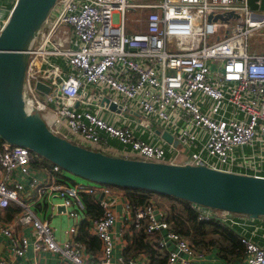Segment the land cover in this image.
<instances>
[{"label": "built area", "instance_id": "2783aa9c", "mask_svg": "<svg viewBox=\"0 0 264 264\" xmlns=\"http://www.w3.org/2000/svg\"><path fill=\"white\" fill-rule=\"evenodd\" d=\"M228 12L235 16L213 19ZM8 15L0 16V30ZM254 32L264 34V9L247 0H57L27 49L24 105L56 135L93 151L148 162L179 157L193 167L264 178V50L249 54ZM137 128L157 138L141 139ZM36 156L0 138V210L17 209L0 221V234L13 256L31 247L28 264H145L123 256L125 230L134 224L158 236L165 264L212 263L152 201L134 207L125 200L118 213L111 185L72 181L75 175ZM99 194L102 213L90 217L83 195ZM195 206L199 220L236 226L243 219ZM57 216L71 222L61 238L52 225ZM84 222L99 240L97 253L76 238ZM240 242L239 264H264V246L252 234L241 233ZM41 253L56 261H42ZM0 264L12 263L0 257Z\"/></svg>", "mask_w": 264, "mask_h": 264}, {"label": "water", "instance_id": "95a60500", "mask_svg": "<svg viewBox=\"0 0 264 264\" xmlns=\"http://www.w3.org/2000/svg\"><path fill=\"white\" fill-rule=\"evenodd\" d=\"M56 1L15 0L0 30V138L27 147L35 155L90 182L144 189L182 198L189 204L209 207L225 215L263 219V177L93 151L59 137L41 116L26 110L23 82L27 49ZM247 4L251 9H264V0H247ZM232 16L234 13L228 12L213 19L227 21ZM36 87L49 90L41 82ZM162 137L172 141L167 132Z\"/></svg>", "mask_w": 264, "mask_h": 264}, {"label": "trees", "instance_id": "16d2710c", "mask_svg": "<svg viewBox=\"0 0 264 264\" xmlns=\"http://www.w3.org/2000/svg\"><path fill=\"white\" fill-rule=\"evenodd\" d=\"M37 157V156H36ZM45 164L51 163L42 158ZM37 160H35V163ZM126 192L127 200L134 206H140L151 200L152 196H162L168 199L165 206V218L171 223L172 229L185 237L197 250L207 252L214 251L217 257L225 262H241L243 246L240 242V232L236 226H230L219 218L211 220L197 219L195 205L185 202L184 199L162 195L144 189H132L118 187ZM86 205V213L90 217L99 216L102 206L93 196L83 195ZM16 211V209L14 210ZM87 222L79 228L76 236L87 250L96 253L99 250V240L87 230ZM126 244L123 248V256L126 258L137 257L140 254L148 256V264H165L166 254L157 248L156 234H147L143 225L135 227L131 224L124 233Z\"/></svg>", "mask_w": 264, "mask_h": 264}, {"label": "crops", "instance_id": "0c3cea01", "mask_svg": "<svg viewBox=\"0 0 264 264\" xmlns=\"http://www.w3.org/2000/svg\"><path fill=\"white\" fill-rule=\"evenodd\" d=\"M15 0H0V16L5 17L9 14ZM136 135L149 142H153L154 139L152 138V135L149 133H146L143 129L137 128L136 130ZM109 143L114 146V147H121V145L117 142L115 139H110ZM108 155H113V156H118L115 153H107ZM180 159V158H179ZM178 163H183L181 160ZM2 176L1 170H0V177ZM120 190V191H119ZM113 188V196H116V204H115V211L120 213L121 212V207L122 204L126 198V192L125 190L119 188ZM123 190V192H121ZM97 201L101 199V195H96L93 196ZM167 199V198H166ZM16 209L15 206H10L6 209L0 210V221H9L14 218L15 213L17 211H14ZM241 222L239 225H236L238 231L240 233H250L253 236V239L256 243H258L261 246H264V218L263 219H248V218H243L240 219ZM52 225L55 229V232L58 237L61 238V236L64 235V230L65 228H68L71 225V222L64 216H57L53 219ZM121 227L120 222H116L115 224V229L116 231H119ZM15 230L23 235L26 236H31L29 228L26 227H15ZM123 243H117L116 248L114 250V256H118L121 250V247H123ZM99 252V250H98ZM97 253V252H96ZM207 256L211 259V264H239V261H234V262H225L224 260H221L217 257V255L214 253V251L207 252ZM33 256V252L31 247L28 248L27 252L25 253L24 256L21 257H16L13 256L12 253L10 252L9 248V243L8 239L0 234V257L6 258L9 260L12 264H28L29 261L31 260ZM56 256L55 255H48L47 253H41L40 254V259L42 261L46 260L47 262H55L56 261ZM139 261L145 262V264L149 262L148 256L147 255H139L137 256Z\"/></svg>", "mask_w": 264, "mask_h": 264}, {"label": "rangeland", "instance_id": "374dc122", "mask_svg": "<svg viewBox=\"0 0 264 264\" xmlns=\"http://www.w3.org/2000/svg\"><path fill=\"white\" fill-rule=\"evenodd\" d=\"M129 17H130L131 21L135 22V20H136L135 14H130ZM131 24H132V22H131ZM132 29L138 30L139 26L135 25ZM263 50H264V34L259 33V32H254L249 37V40H248V52H249V54H257V53L263 52ZM152 138L153 139L157 138L156 133L152 134ZM37 158L40 161H44L42 159L43 157L38 156ZM218 168L228 169L226 166H219ZM236 171H239V169H236ZM260 176H263V175L260 174ZM69 177L72 181H78V182L83 183V184H88L87 181L82 180L81 178H77L75 176H69ZM111 187L119 190V188L116 186H111ZM121 192H123V190ZM150 201L155 203L156 206L158 208H160L163 212H165V206H167V203L169 202L168 199H166L165 197H162V196H155V197L152 196Z\"/></svg>", "mask_w": 264, "mask_h": 264}, {"label": "bare ground", "instance_id": "6f19581e", "mask_svg": "<svg viewBox=\"0 0 264 264\" xmlns=\"http://www.w3.org/2000/svg\"><path fill=\"white\" fill-rule=\"evenodd\" d=\"M25 108H26V106H25ZM26 110L29 112V110L26 108ZM180 161V159H179V157L177 158V159H174V163H178ZM178 164H181V163H178ZM216 211H218V210H216ZM218 212H220V211H218ZM220 213H222V212H220Z\"/></svg>", "mask_w": 264, "mask_h": 264}]
</instances>
